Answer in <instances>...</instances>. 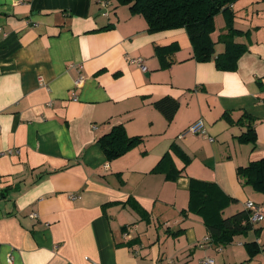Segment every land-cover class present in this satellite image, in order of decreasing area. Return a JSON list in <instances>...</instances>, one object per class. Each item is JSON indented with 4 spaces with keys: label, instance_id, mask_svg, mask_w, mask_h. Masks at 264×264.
<instances>
[{
    "label": "crops",
    "instance_id": "0c3cea01",
    "mask_svg": "<svg viewBox=\"0 0 264 264\" xmlns=\"http://www.w3.org/2000/svg\"><path fill=\"white\" fill-rule=\"evenodd\" d=\"M108 2L0 0V264H264V221L224 246L183 214L192 178L233 200L224 218L249 201L264 210L237 174L264 158V0L233 5L235 28L250 32L235 39L248 49L230 71L215 62L222 14L215 56L201 63L185 28L151 32ZM166 97L179 104L171 122L154 106ZM199 120L212 141L187 133ZM249 124L256 142L242 143ZM119 125L143 142L109 161L99 139Z\"/></svg>",
    "mask_w": 264,
    "mask_h": 264
},
{
    "label": "trees",
    "instance_id": "16d2710c",
    "mask_svg": "<svg viewBox=\"0 0 264 264\" xmlns=\"http://www.w3.org/2000/svg\"><path fill=\"white\" fill-rule=\"evenodd\" d=\"M121 5L129 6L132 14L142 15L148 23L149 31L159 32L164 30L185 28L188 32L194 51V59L198 62H208L215 56L216 43L211 35L216 31V17L223 15L225 32L220 35L219 43L225 45V52L216 57L215 62L221 70H234L237 60L248 49L246 45L235 42L237 37L247 35L235 28L236 12L233 9L240 0H118ZM168 122H171L179 108L176 100L166 97L154 103ZM251 119V118H250ZM242 124V123H241ZM257 134L254 124L247 125L245 132L239 140L242 143H255ZM101 147L109 161L127 154L143 142L141 137H129L122 125L115 126L111 132L99 139ZM172 150H178L172 146ZM170 153L163 156L153 172H160L170 160ZM181 174L171 170L167 179L176 180ZM240 180L245 185L254 187L264 194V158L250 163L248 166L237 170ZM233 200L214 182L202 181L192 178L190 180L189 208L183 214L194 213L202 217L206 227L213 235L217 245H229L235 236H240L253 230L255 227L249 222L250 211H243L231 217L224 218L225 208ZM145 220L148 214L135 203L133 199L127 202ZM251 258L260 250L257 243L245 244ZM256 249V250H255Z\"/></svg>",
    "mask_w": 264,
    "mask_h": 264
},
{
    "label": "built area",
    "instance_id": "2783aa9c",
    "mask_svg": "<svg viewBox=\"0 0 264 264\" xmlns=\"http://www.w3.org/2000/svg\"><path fill=\"white\" fill-rule=\"evenodd\" d=\"M102 4L107 6L109 4L108 0H102ZM131 63L138 65L143 71H147V67L145 65V62L142 58H134V59H129ZM84 81V78L81 77L77 80L76 84L77 85H82ZM187 133H192L194 135H199L204 138L210 139L212 141L213 139L208 135V132L206 130V127L204 125V122L202 120H199L196 122L194 125L188 128ZM71 198L74 200L76 197L71 196ZM246 209L247 211H250V217H249V222L256 226L257 224L261 223L264 221V210L257 205L253 201H249L246 203ZM33 216H36V214H33ZM211 239L206 238L205 241H210ZM10 263H12V257L9 260ZM203 264H213V260L211 259H206Z\"/></svg>",
    "mask_w": 264,
    "mask_h": 264
}]
</instances>
